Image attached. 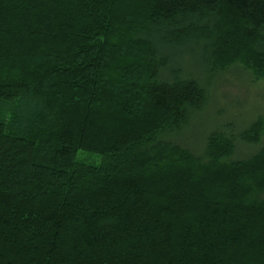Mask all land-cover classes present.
I'll list each match as a JSON object with an SVG mask.
<instances>
[{"label": "trees", "instance_id": "16d2710c", "mask_svg": "<svg viewBox=\"0 0 264 264\" xmlns=\"http://www.w3.org/2000/svg\"><path fill=\"white\" fill-rule=\"evenodd\" d=\"M226 71L264 0H0V264H264V113L173 137Z\"/></svg>", "mask_w": 264, "mask_h": 264}, {"label": "rangeland", "instance_id": "374dc122", "mask_svg": "<svg viewBox=\"0 0 264 264\" xmlns=\"http://www.w3.org/2000/svg\"><path fill=\"white\" fill-rule=\"evenodd\" d=\"M237 68L235 66L232 71L235 72ZM234 72L231 74L226 71L222 75L224 83L215 85L208 107L183 127L181 132L175 133L173 137L179 144L201 150L205 134L216 126L228 120H236L244 125L264 113V80L255 82L253 76L245 71L246 78L242 73L232 76ZM226 80L228 82L225 83Z\"/></svg>", "mask_w": 264, "mask_h": 264}]
</instances>
